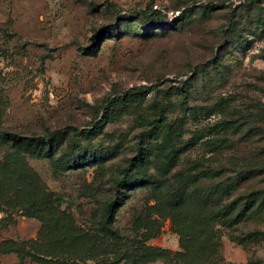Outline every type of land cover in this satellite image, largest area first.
Listing matches in <instances>:
<instances>
[{"label":"rangeland","instance_id":"rangeland-1","mask_svg":"<svg viewBox=\"0 0 264 264\" xmlns=\"http://www.w3.org/2000/svg\"><path fill=\"white\" fill-rule=\"evenodd\" d=\"M249 1L0 0V134L62 139L51 157L24 155V211L41 219L1 204L0 244L16 248L0 245V264H264L262 200L238 225L221 219L225 203L264 192V5L246 18ZM97 124L92 139L73 137ZM11 153L0 146L19 167ZM112 201L118 238L100 230Z\"/></svg>","mask_w":264,"mask_h":264},{"label":"trees","instance_id":"trees-1","mask_svg":"<svg viewBox=\"0 0 264 264\" xmlns=\"http://www.w3.org/2000/svg\"><path fill=\"white\" fill-rule=\"evenodd\" d=\"M261 5H264V2L261 1H249L246 2L245 4H242V9H244V12L246 14V18L249 17L252 14V8L255 7H260ZM264 10L261 11L262 16L259 17V20L261 22H264ZM156 12L153 11V8L151 7L149 10L143 11L141 12V14L143 16L148 17L149 14H155ZM191 11L190 10H186L184 13H182V15L187 16L190 15ZM182 19H180V21H186L185 17H181ZM245 18V17H244ZM150 27L153 28H161V26L164 24L161 20L159 19H154L152 21L149 22ZM235 26V19L231 20L230 23V27L231 29H233V27ZM117 29V28H116ZM116 29H109L107 28V35L108 34H112L113 32H115ZM106 32V31H105ZM186 89L183 88L182 89V93L183 96L187 95V92L185 91ZM149 92V91H148ZM133 92H129L127 93L125 96L123 97H116L112 100H110L108 102V104L110 105V107H115L118 105H123L125 102H127L128 100L131 99ZM228 106V105H227ZM223 106L221 109L222 113H229L230 108ZM160 111H164V107L160 106ZM163 120V119H161ZM163 123L165 124V128L162 127V130H172L174 128V126H176L177 124L175 123H168L167 121H163ZM229 125H226L225 127L221 128L220 130H222V132H228L229 130ZM102 130V124H97L95 128L93 129H85L82 131H74L73 133V137H81L84 136L85 138L88 139H92L95 135H97L98 133H100ZM183 138V134H182V130H177V135H176V140H180ZM61 138H60V134L58 133H52L50 136L48 137H41V138H27V137H23L19 134H15V133H1L0 134V146H6L8 147V149L11 150V155L10 158L15 161V162H19V167H15L14 165H10L6 159L9 156H6L4 159L0 158V206L1 204H6L8 206L14 207L16 209H23V211L25 210L26 205H24V201L23 198L28 194L29 190H30V186L32 184L31 178H30V174H31V170L27 169V164L24 158V155H31L37 158H43V157H51L52 155H54V152L57 148H59L61 146ZM218 141H221V143L224 142L223 139H218ZM143 143H145V141H142ZM142 145V144H141ZM140 148H138V153L142 154L140 151ZM147 161V158L145 156H141V158L138 160V165H135V169ZM76 164L77 162L74 161H68V164ZM73 166V165H72ZM143 166V165H142ZM133 170V166L131 167ZM129 171H131V169H127L123 175L122 180L119 181L118 184H122L125 187H128L130 185L133 184V180L134 177L131 176V173H129ZM263 171H264V167H263ZM12 180H15V183L17 185L18 190L16 189L14 194H17L16 199L14 200L13 198L11 199L10 203L9 201V197H10V193L6 192V193H2V187L3 184L5 182V184H10V182H12ZM138 184V186H141V184H146L145 180H136ZM229 185L228 187H225V189H230L232 186L233 181L229 179ZM8 184V185H9ZM134 186V184H133ZM183 190H177V191H173L170 193V195L174 196L173 199H171L172 201L169 202V208L173 209V210H181V206H187V203L185 201L184 195H183ZM6 196H9L6 198V200L2 201ZM252 199L249 198L248 200H236V201H231L229 203H225L222 207H221V219L223 224L228 225V226H235L240 224L243 219L245 218V216L247 215V213H249L250 211L253 210V208L255 207L256 203L259 200H262L260 203V206H264V192H258L255 195V192H253L252 194ZM14 200V201H13ZM37 200L33 202V204L31 206H36L37 205ZM244 202L243 205H241ZM121 203L120 201H112L110 202L105 210H104V218L100 223V230L101 233L104 234L105 237L108 238H118L119 237V233L117 232V230L113 227V223H114V218L115 215L118 211V209L120 208ZM28 210L24 211L27 212ZM28 213V212H27ZM28 217L30 218H36V219H41V217L39 218L37 213H28L27 214ZM200 227V225H198ZM208 226V225H207ZM147 239H149V237H147ZM5 241L3 243H1V247L2 248H7V247H11L9 252H13V250H15L16 248V243H11ZM10 244V245H9ZM17 256H19V254L16 252L15 253ZM33 258H36V255H33ZM40 258V257H39ZM39 261L43 262L44 264H55V262L53 260H47V259H38Z\"/></svg>","mask_w":264,"mask_h":264}]
</instances>
